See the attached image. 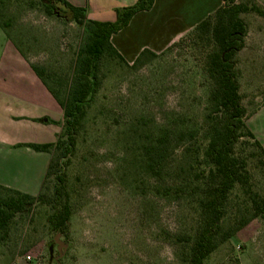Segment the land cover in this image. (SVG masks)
I'll list each match as a JSON object with an SVG mask.
<instances>
[{
	"label": "rangeland",
	"instance_id": "374dc122",
	"mask_svg": "<svg viewBox=\"0 0 264 264\" xmlns=\"http://www.w3.org/2000/svg\"><path fill=\"white\" fill-rule=\"evenodd\" d=\"M240 1L262 12L241 15L246 33L235 68L244 125L264 148V0ZM46 3L0 0V29L28 65L64 76L85 31L69 13H46ZM188 42L166 47L134 68L105 62L106 77L90 100L64 169L67 236L49 230L50 205H25L0 233V264H176L171 236L188 228L190 208L155 192L154 180L143 171L142 147L163 129H169L171 138L179 130L198 131L206 84L201 60ZM51 82L47 80L53 87ZM54 124L58 130L52 143L61 131L62 115ZM196 141L178 143L165 183L171 184L178 169L197 168L193 156L200 158L196 148L201 143ZM188 146L193 147L183 150ZM249 170L251 190L264 199V158L251 160ZM39 178L31 187L37 189ZM41 184L40 192L50 194L54 180ZM6 196L0 190V198ZM244 201L241 192L233 193L225 229L245 219ZM58 242L63 244L59 252ZM203 264H264V220L250 219Z\"/></svg>",
	"mask_w": 264,
	"mask_h": 264
},
{
	"label": "trees",
	"instance_id": "16d2710c",
	"mask_svg": "<svg viewBox=\"0 0 264 264\" xmlns=\"http://www.w3.org/2000/svg\"><path fill=\"white\" fill-rule=\"evenodd\" d=\"M220 1V6L167 47L188 40V46L201 60L206 91L198 131L193 134L179 130L171 138L169 129H163L142 147L143 171L154 180L155 192L184 201L190 208L188 228L171 236L176 264H203L219 244L250 219L259 217L264 220V199L251 190L249 170L251 160L264 158V148L244 125L245 111L235 68L236 54L243 47L246 33L241 15L248 11L262 12L247 1ZM152 2L136 0L131 5L115 8L114 20L98 21L87 19L83 7L66 0H47L46 13H69V19L82 26L85 37L75 50L69 72L64 76L29 65L62 115L61 131L54 143L27 145L34 152L49 155L41 187L51 179L54 185L50 194L39 190L34 197L0 186V190L9 194L0 198V233L7 230L11 217L25 205L39 203L51 207L46 219L49 230L59 237L67 236L70 207L64 190V169L90 100L106 77L103 72L105 62L115 61L118 66L134 68L146 64L157 54L144 48L131 64H127L111 45L110 36L126 26L133 14L148 10ZM47 80L52 81L53 87ZM244 138L247 140H242ZM196 139L201 143V148H196L200 158L193 156L197 168L189 165L178 169L174 171L171 184L165 183L178 143L185 140L197 142ZM235 191L245 197L242 207L246 217L238 218L225 229L227 211Z\"/></svg>",
	"mask_w": 264,
	"mask_h": 264
},
{
	"label": "crops",
	"instance_id": "0c3cea01",
	"mask_svg": "<svg viewBox=\"0 0 264 264\" xmlns=\"http://www.w3.org/2000/svg\"><path fill=\"white\" fill-rule=\"evenodd\" d=\"M85 9L86 18L112 21L114 9L136 0H66ZM221 5L220 0H153L148 10L132 15L110 36V43L127 64L142 49L159 53ZM61 111L34 76L20 51L0 29V186L34 197L49 156L28 144L54 141ZM51 123H50V122ZM30 173H34L31 180ZM38 187H31L39 177ZM25 182L24 187L17 186Z\"/></svg>",
	"mask_w": 264,
	"mask_h": 264
},
{
	"label": "water",
	"instance_id": "95a60500",
	"mask_svg": "<svg viewBox=\"0 0 264 264\" xmlns=\"http://www.w3.org/2000/svg\"><path fill=\"white\" fill-rule=\"evenodd\" d=\"M63 247V244H61L60 242L57 243V251L59 252L60 248Z\"/></svg>",
	"mask_w": 264,
	"mask_h": 264
},
{
	"label": "built area",
	"instance_id": "2783aa9c",
	"mask_svg": "<svg viewBox=\"0 0 264 264\" xmlns=\"http://www.w3.org/2000/svg\"><path fill=\"white\" fill-rule=\"evenodd\" d=\"M28 259V258H27Z\"/></svg>",
	"mask_w": 264,
	"mask_h": 264
}]
</instances>
